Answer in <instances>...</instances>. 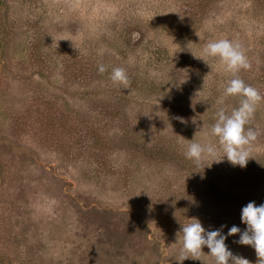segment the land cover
<instances>
[{"label": "rangeland", "instance_id": "1", "mask_svg": "<svg viewBox=\"0 0 264 264\" xmlns=\"http://www.w3.org/2000/svg\"><path fill=\"white\" fill-rule=\"evenodd\" d=\"M220 39L261 97L243 168L211 134L239 106L233 76L195 57ZM192 142L215 156L186 158ZM248 202L264 203V0H0V264H179L181 225L243 231ZM202 251L182 264H214Z\"/></svg>", "mask_w": 264, "mask_h": 264}, {"label": "clouds", "instance_id": "2", "mask_svg": "<svg viewBox=\"0 0 264 264\" xmlns=\"http://www.w3.org/2000/svg\"><path fill=\"white\" fill-rule=\"evenodd\" d=\"M195 57L206 63L205 57L219 58L233 76L224 88V95L241 97L239 106L234 108L230 115L220 110L215 124L211 126V134L218 138L219 146L223 150L222 159L226 158L233 166L243 168L251 157L245 146L250 145L257 136L256 131L252 128L246 129L245 126L252 118L256 104L261 100L257 91L246 86L236 75L241 69L250 66L248 60L241 46L228 39L209 42L204 49V56ZM98 71L103 73L104 65L101 64ZM110 79L115 84L127 87L128 77L123 68H114ZM178 119L183 122V118L178 117ZM215 153L214 145L192 142L187 145L184 155L199 164L206 155L215 156ZM222 159L213 160L212 163ZM240 219L246 226L245 229L242 231L238 226L233 225L228 229L227 234H222L220 229L207 231L197 218L181 225L179 232L182 233V249L180 258L176 260L179 264L188 258L201 260L202 248L206 246L209 249L208 253L214 257V264H250L246 258L233 255L225 244L227 235L239 233L235 242L252 247L258 258L256 264H264V203L256 205L255 202H248L241 209Z\"/></svg>", "mask_w": 264, "mask_h": 264}]
</instances>
